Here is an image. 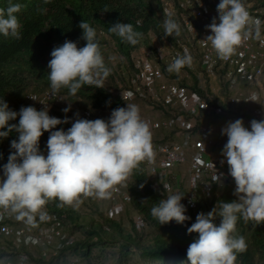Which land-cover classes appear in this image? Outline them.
<instances>
[{"label":"clouds","instance_id":"obj_1","mask_svg":"<svg viewBox=\"0 0 264 264\" xmlns=\"http://www.w3.org/2000/svg\"><path fill=\"white\" fill-rule=\"evenodd\" d=\"M22 7L10 0L7 8H0V34L16 40L21 38L22 26L16 13ZM217 12L219 23L213 18L206 26L212 34L204 41L210 42L220 59H229L244 40L261 39V21L251 17L242 0H220ZM79 27L83 30L81 39L86 41L83 47L65 40L51 51L47 65L51 95L62 88L76 95L84 85L104 88V80L111 73L105 65L96 30L84 20ZM163 28L166 37L181 34L179 23L170 14H166ZM108 30L133 46L143 36L131 23L117 22ZM192 63L193 57L185 49L184 55L178 54L167 71L179 73ZM132 95L127 93L128 97ZM29 98L36 100L33 96ZM250 100L255 102L256 96ZM126 104L127 107L114 109L107 121L77 118L67 131H53L57 125L68 123V119L50 116L47 105L43 110L22 106L17 112L0 98V129L7 128V131H0V139L8 137L13 130L19 134L18 140L11 141L14 152L3 166L0 209L14 214L17 221L37 227V216L40 221L49 219L45 211L49 201L58 199L61 202L58 206L62 207L79 205L81 196L109 198L141 162H151L155 158L148 123L141 118L137 105ZM69 110L70 107H66L62 111ZM17 116L18 125L9 124ZM44 132L50 133L46 156L39 148ZM221 134L227 136L222 155L235 181L237 199L218 201L211 211L197 214L195 222L187 228L188 234H198L187 248L189 264H235L236 254L247 249L245 238L233 235L238 219L242 217L246 223L252 221L256 226L264 224V119L251 120L250 130L244 126L242 118L230 121ZM222 175L216 174V183H221ZM164 188L167 190L168 186ZM183 196L179 192L169 194L151 208L152 217L160 225L172 221L184 224L190 217L185 215L186 208L181 203ZM217 216L221 218L219 225L214 222ZM0 264H8L7 258L0 259Z\"/></svg>","mask_w":264,"mask_h":264},{"label":"built area","instance_id":"obj_2","mask_svg":"<svg viewBox=\"0 0 264 264\" xmlns=\"http://www.w3.org/2000/svg\"><path fill=\"white\" fill-rule=\"evenodd\" d=\"M160 2L166 14L176 15V0ZM242 2L251 17L261 21L260 40H244L229 59H220L210 42L204 41L212 34L206 26L213 18L219 23V3L212 8L202 0H187L189 12L183 16L188 32L186 41L168 49L166 67L178 54L183 56L185 49L193 57L192 65L169 76L148 53L140 52L135 58L136 81L133 87L124 85L121 92V98L123 94L122 99L126 102L145 98L151 112L160 111L156 117H141L150 127L155 152L153 161L143 163L150 164V181L163 199L169 194L184 192L182 199L187 211L196 210L200 200H210L216 189L235 190V181L229 175L226 158L222 155L227 136L222 135L221 130L228 122L241 118L250 130L251 120L264 117V9L252 2ZM185 82L193 85L195 92L184 85ZM128 92L133 95L128 97ZM253 95L256 96L255 102L250 100ZM25 98L37 110H43L46 105L48 110L54 106L66 108L68 102L67 94L51 95V89L42 92L30 89ZM135 105L140 108L139 103ZM102 114L108 115V112L77 109L71 114L69 128L77 118L95 120L101 119ZM216 174H223L221 183L214 180ZM80 199L82 203L72 207L80 211L86 207L97 209L103 202L107 204H104V215L112 219H118L119 213L132 203L131 192L124 184L117 186L107 199L94 196H81ZM48 216L46 221H40L37 216L39 227L35 241L39 254L30 256L20 250L22 241L34 232L33 227L18 224L21 221H17L14 214L0 209V259L6 257L8 264H33L34 259L54 264H84L83 258L72 250L79 234H71L55 215ZM132 219L136 231L148 228L139 211L133 209ZM63 250H66L64 256L61 254Z\"/></svg>","mask_w":264,"mask_h":264},{"label":"trees","instance_id":"obj_3","mask_svg":"<svg viewBox=\"0 0 264 264\" xmlns=\"http://www.w3.org/2000/svg\"><path fill=\"white\" fill-rule=\"evenodd\" d=\"M202 1L210 4L212 8H216V4L220 3V0ZM242 1L252 2L264 9V0ZM9 2L10 0H0V8H7ZM11 3L23 5L21 11L16 13L22 26L21 38L16 40L0 34V98L8 103L11 110L19 112L22 106H32L25 98L28 90L42 92L51 89L47 67L51 59V51L54 47L62 45L65 40L76 42L78 47H83L86 41L81 39L83 30L79 27L82 20L96 30V39L100 44L105 65L111 69L110 75L104 80V88L84 85L76 95H70L66 88L59 91L68 95V101L72 107L70 104L66 106L70 107L67 113L62 111L64 108L60 106H54L49 110L50 116L61 120L68 119V123L57 125L53 131L60 129L67 131L71 114L77 109L89 108L111 113L118 107H126V101L121 98V92L124 85L133 87L128 75L131 72L136 74L135 58L141 52V48L146 46L157 58L151 34L167 48L178 47L186 41L185 34H188L183 24V16L189 12L186 8L187 0H176L177 13L171 16L181 28V34L178 37L164 36L163 23L166 13L160 0H50L49 3H45L44 0H11ZM117 22L131 23L134 30L143 34L137 45L133 46L125 42L108 30ZM111 56L117 58V64L111 62ZM160 66L167 75L172 76L167 71L166 62L165 65L162 63ZM184 85L195 92L193 85L188 82ZM254 119L261 120L264 117ZM18 123L19 116L16 120L9 121V124L18 125ZM0 131H7V128ZM18 135L13 130L8 137L0 139V156H3L7 162L9 155L14 152L11 141L18 140ZM49 135V132H44L39 142L40 151L45 156ZM132 177L133 182L129 187L132 195L130 206L144 216L148 224L147 229H151V234L146 233L147 229L141 232L135 230L134 234L127 233L118 219L108 218L104 213H101L103 219L100 222L91 219L87 226L85 222L88 218L84 217L85 212H95L97 211L95 207L82 211L68 205L60 207L58 205L61 202L58 199L46 204L45 209L48 214H53L62 221L71 234H79L78 241L72 247L77 255L86 259L90 258L95 247L103 244L105 234H108L123 242L117 264H132L130 252L133 248L142 258L152 263H163L168 259H173L176 263L187 261V248L198 238L196 233L188 234L187 228L195 222L197 214L211 211L218 201L231 202L237 199L230 188L216 189L210 200L199 201L196 210H186L185 215L190 219L184 224L172 221L160 225L159 221L152 217L151 208L158 205L163 197L146 176L143 162L133 170ZM2 178L3 172L0 171V179ZM140 185L143 187L141 188ZM182 194L184 195L183 191ZM181 203L185 206L184 199ZM220 219L217 216L214 222L219 225ZM105 226L109 230H105ZM233 235L243 236L247 243L246 251L236 254L235 264H264V224L256 226L252 221L246 223L241 217L238 219L236 232ZM20 251L22 252V249ZM61 254L66 255V250H63ZM91 263L93 262L89 264ZM39 264L54 263L40 261Z\"/></svg>","mask_w":264,"mask_h":264},{"label":"rangeland","instance_id":"obj_4","mask_svg":"<svg viewBox=\"0 0 264 264\" xmlns=\"http://www.w3.org/2000/svg\"><path fill=\"white\" fill-rule=\"evenodd\" d=\"M151 39H152V43L153 46L155 47L157 53V58H159V60L156 58V56L146 47L143 46L141 48V52L142 53H148L149 57L157 64H161L166 62V59L168 58V52H169V48H167L162 42H160L153 34H151ZM111 62L114 64H117L118 60L117 58H115V56H111ZM162 62V63H161ZM181 74H184L183 72H181ZM128 79L130 80V84H134L136 81V74L131 72L128 75ZM127 79H126V83H127ZM114 91L117 89H113ZM115 91V92H116ZM139 99H141L140 97L137 98L136 101H138ZM135 101V102H136ZM141 104H143L144 109L147 111V105L144 103H148V100L145 98H142V100L140 101ZM126 103L128 104H133L132 101H127ZM70 102H67V106L69 105ZM72 107V105L70 106ZM127 107V104H126ZM148 112H151L150 110H148ZM153 113V112H151ZM111 113L108 112V115L102 114L101 119H104L105 121H107L110 117ZM149 115V113L147 114ZM152 115V114H150ZM148 117V116H146ZM145 162V161H144ZM7 163V160L3 157L0 156V171L3 172V166ZM150 164L144 163V172L146 174V176L150 179ZM133 182V177L132 174L130 175V177L128 178V180L124 183V187L126 189L129 190V187L131 185V183ZM130 191V190H129ZM50 202V201H49ZM104 204L102 202V204L97 207V213L95 212H85L84 217L88 218L86 219L87 222H85V224L88 226V222L93 219L95 222H100L103 218L101 217V213H103V208H104ZM132 213H133V208L131 206H127L125 207L120 213H119V219L118 222H120V224L123 226L125 232L130 233V234H134L135 233V229L133 227V219H132ZM24 222H19L18 224H22ZM36 223L38 225V218H36ZM39 227V225L37 227H33L34 232L29 236V238H27L26 240L22 241V251L29 254L30 256L34 255H38L39 254V250L36 246V241H35V235L37 232V228ZM105 230H109V228L107 226H105ZM113 232V231H111ZM110 232V233H111ZM147 234H151V229H147L146 231ZM104 243L96 246L92 256L88 259L83 258V260L85 262H83L84 264H89L90 262H99V264H117L118 260H119V252L121 249V245H122V240L121 239H114L112 237V235H108L105 234L104 237ZM83 256V255H82ZM81 257V256H80ZM39 260L38 259H34L33 260V264H39ZM130 262L132 264H189V262L187 261H183L180 263H176L173 259H168L165 262L161 263V262H156V263H152L149 260H146L144 258H142V256H140V254L135 250V248H133L130 252ZM57 264H61V262H58Z\"/></svg>","mask_w":264,"mask_h":264},{"label":"crops","instance_id":"obj_5","mask_svg":"<svg viewBox=\"0 0 264 264\" xmlns=\"http://www.w3.org/2000/svg\"><path fill=\"white\" fill-rule=\"evenodd\" d=\"M142 99H139L138 101H134L133 102V104H137V103H139L140 104V108H139V110H140V115H141V117H146V116H148V117H150V116H152V117H156V116H158V115H160L161 113H160V111H156V112H153V113H151V112H148V110H150L149 109V107H148V103L146 102V103H144V104H146L147 105V111L144 109V106H143V104H141V101ZM149 113V115H147ZM150 114H152V115H150ZM156 135H159V132H156ZM184 170V169H183ZM178 179H179V181H180V179H181V177L180 176H178ZM107 203V202H106ZM105 205H107V204H105ZM84 208V207H83ZM88 208L86 207V208H84V210H87ZM119 219V218H118Z\"/></svg>","mask_w":264,"mask_h":264}]
</instances>
